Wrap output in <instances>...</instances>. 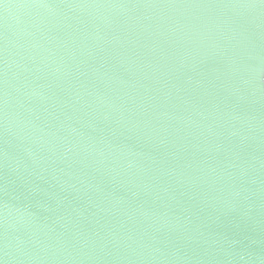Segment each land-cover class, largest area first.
Wrapping results in <instances>:
<instances>
[{"label":"water","instance_id":"obj_1","mask_svg":"<svg viewBox=\"0 0 264 264\" xmlns=\"http://www.w3.org/2000/svg\"><path fill=\"white\" fill-rule=\"evenodd\" d=\"M0 264H264V0H0Z\"/></svg>","mask_w":264,"mask_h":264}]
</instances>
